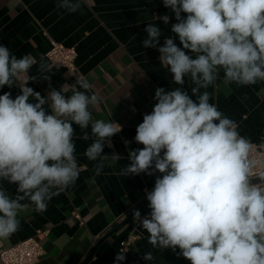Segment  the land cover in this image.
Instances as JSON below:
<instances>
[{
	"label": "clouds",
	"instance_id": "clouds-1",
	"mask_svg": "<svg viewBox=\"0 0 264 264\" xmlns=\"http://www.w3.org/2000/svg\"><path fill=\"white\" fill-rule=\"evenodd\" d=\"M162 3L174 13L173 35L161 46V29L148 23L142 46L159 52L160 66L180 87L155 90L156 103L134 137L143 147L129 150L120 170L124 177L161 174L146 194L149 214L134 210L133 220L148 233L153 248L179 249L190 264H264V156L253 158L256 145L210 102L208 91L221 79L237 87L264 83V0ZM85 4L57 0L56 8L73 14ZM8 6L24 7V0H8ZM155 19L170 21L166 14ZM33 66L49 80L51 65L43 56L18 58L0 45V89L19 83L20 93L0 95V242L20 230L21 213L45 212L49 201L79 179L84 166L77 159L73 125L91 141L84 155L95 162L94 177L121 158L104 153L122 126L93 117L92 109L101 102L93 84L78 78L42 96L28 86L36 80L29 75ZM185 78L195 100L183 88ZM257 168L261 171L254 173ZM254 175L260 183L252 182ZM4 182L16 185L14 194ZM125 253L118 252L115 264L126 259ZM143 259L154 257L148 252Z\"/></svg>",
	"mask_w": 264,
	"mask_h": 264
},
{
	"label": "crops",
	"instance_id": "crops-1",
	"mask_svg": "<svg viewBox=\"0 0 264 264\" xmlns=\"http://www.w3.org/2000/svg\"><path fill=\"white\" fill-rule=\"evenodd\" d=\"M56 3L57 0H24V7L12 8L8 0H0V45L9 47L18 58L31 54L39 60L43 56L48 64L45 54L50 39L73 47L77 53L75 71L51 67L49 80H43L37 66H33L29 75L36 80L28 86L46 96L51 88L60 90L62 85H71L78 78L88 79L93 91L101 97V102L92 109L93 117L116 120L123 126L120 134L111 138L113 146L104 148L105 154L116 153L121 158L111 166L106 164L101 175L94 177L95 162L84 155L91 141L84 140L83 132L73 125L78 137L77 159L84 166L79 179L49 201L45 212L37 213L30 208L21 213L20 230L0 242V248L16 244L41 229L48 230V234L41 240L43 254L35 264H80L93 249L87 264H115L120 241L130 231L131 221L100 242L101 238L145 201V192L153 189L156 177L161 175L157 172L152 176L141 173L124 177L120 170L128 163V151L143 147L134 137L143 115L150 113L156 103L155 90L180 87L171 82L167 69L160 66L159 52L143 48V40L147 38L145 28L148 23H155L161 29L162 46L165 37L173 35L171 25L176 20L162 0H86L83 9L73 14L58 11ZM165 14L170 17L167 25L155 19ZM175 43L181 46L178 38ZM183 88L192 96L187 78ZM262 88L264 83L260 82L237 87L225 85L221 79L208 89L213 93L210 102L235 120L241 135L257 145L264 143ZM5 92L15 98L20 94L19 83L0 89V95ZM192 98L195 100V96ZM4 185L15 193L16 185L7 182ZM137 234L125 253L126 259L119 264H190L177 254L179 249L174 253L171 249L153 248L141 226ZM148 252L154 257L152 261L143 259Z\"/></svg>",
	"mask_w": 264,
	"mask_h": 264
},
{
	"label": "built area",
	"instance_id": "built-area-1",
	"mask_svg": "<svg viewBox=\"0 0 264 264\" xmlns=\"http://www.w3.org/2000/svg\"><path fill=\"white\" fill-rule=\"evenodd\" d=\"M50 46L48 51L46 52V58L49 61V64L52 68L55 69H65L68 71H75L76 64L75 60L77 57V53L73 47H66L55 40H49ZM116 122L122 126L116 120H111ZM123 128V126H122ZM121 132V131H120ZM117 133V134H120ZM254 144V143H253ZM256 145L252 156L253 158H260V156H264V150L259 149V145ZM261 171L260 168L254 169V173H259ZM259 178L254 175L253 179ZM147 191L145 192V195ZM146 200V196H145ZM150 212L149 208L144 209L141 211V216H147ZM74 216L80 220L78 214H74ZM140 225L131 219V229L120 241L118 251H128L129 247L133 244V242L137 239V229ZM48 234V230H36L35 233L16 244H13L8 247L0 248V264H35L39 257L43 254V247L41 245V240L46 237Z\"/></svg>",
	"mask_w": 264,
	"mask_h": 264
},
{
	"label": "water",
	"instance_id": "water-1",
	"mask_svg": "<svg viewBox=\"0 0 264 264\" xmlns=\"http://www.w3.org/2000/svg\"><path fill=\"white\" fill-rule=\"evenodd\" d=\"M253 183H260V178H255L252 179ZM148 201L145 200L142 204H140L135 210H139L140 212L143 211L144 209L148 208ZM133 213L134 211L130 212L122 221H120L118 224H116L109 232H107L100 240V242L102 240H104L105 238L113 235L114 233H116L117 231H119L121 228H123L127 223H129V221H131V219L133 218ZM99 242V243H100ZM93 249L90 254L80 263V264H87L88 261L91 259L93 253H94Z\"/></svg>",
	"mask_w": 264,
	"mask_h": 264
}]
</instances>
